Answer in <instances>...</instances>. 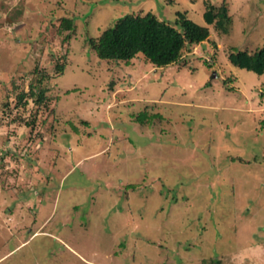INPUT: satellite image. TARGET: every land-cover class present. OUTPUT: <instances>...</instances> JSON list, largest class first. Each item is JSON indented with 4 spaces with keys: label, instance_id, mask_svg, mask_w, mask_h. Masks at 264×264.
I'll return each mask as SVG.
<instances>
[{
    "label": "rangeland",
    "instance_id": "rangeland-1",
    "mask_svg": "<svg viewBox=\"0 0 264 264\" xmlns=\"http://www.w3.org/2000/svg\"><path fill=\"white\" fill-rule=\"evenodd\" d=\"M207 2L0 0V264H264V76L229 60L264 46V0H228L227 35ZM147 12L210 38L164 68L100 60L90 39Z\"/></svg>",
    "mask_w": 264,
    "mask_h": 264
},
{
    "label": "trees",
    "instance_id": "trees-1",
    "mask_svg": "<svg viewBox=\"0 0 264 264\" xmlns=\"http://www.w3.org/2000/svg\"><path fill=\"white\" fill-rule=\"evenodd\" d=\"M167 2L173 3V0H167ZM204 19L218 33L229 34L233 20L228 0H223L219 6L207 2ZM76 29V18L72 16L63 18L58 30L59 32L69 31L70 33L64 39L69 41L75 35ZM210 35L208 26L199 25L182 13H178V19L174 24H169L161 21L154 13L147 12L144 15H127L119 19L114 26L104 30L97 39H90L89 42L102 61L130 62L142 56L155 67L164 68L183 60L185 48L191 49L203 44ZM229 60L240 69L264 76V46L252 52L231 51ZM57 69L63 74L64 64L58 65ZM46 79L48 76L43 75L42 79L37 81V85L31 84L29 92L18 93V107L25 108L28 100L35 98L36 104H45L46 91L40 86ZM262 90H264V82ZM26 158H31L28 153ZM204 264H221V260L214 257L205 260Z\"/></svg>",
    "mask_w": 264,
    "mask_h": 264
},
{
    "label": "water",
    "instance_id": "water-1",
    "mask_svg": "<svg viewBox=\"0 0 264 264\" xmlns=\"http://www.w3.org/2000/svg\"><path fill=\"white\" fill-rule=\"evenodd\" d=\"M215 77H218V74L217 73H215Z\"/></svg>",
    "mask_w": 264,
    "mask_h": 264
}]
</instances>
